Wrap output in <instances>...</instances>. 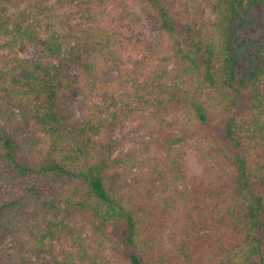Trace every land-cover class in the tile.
Wrapping results in <instances>:
<instances>
[{
  "label": "trees",
  "instance_id": "obj_1",
  "mask_svg": "<svg viewBox=\"0 0 264 264\" xmlns=\"http://www.w3.org/2000/svg\"><path fill=\"white\" fill-rule=\"evenodd\" d=\"M0 57V264H264V0H0Z\"/></svg>",
  "mask_w": 264,
  "mask_h": 264
},
{
  "label": "rangeland",
  "instance_id": "obj_2",
  "mask_svg": "<svg viewBox=\"0 0 264 264\" xmlns=\"http://www.w3.org/2000/svg\"><path fill=\"white\" fill-rule=\"evenodd\" d=\"M57 0H53V2H56ZM135 13V18L134 21L131 23L126 24L125 31L128 36H135L143 41H146L149 44L155 45L158 42V37H159V31H160V24H161V19L160 17L155 14L154 12L146 9L140 4H135L132 10ZM75 22L77 23H85L89 24L90 21L88 19H84L81 16H77L75 18ZM37 51L35 49H32L29 53L22 54V56L26 59L32 58ZM2 63V59L0 57V65ZM74 97L68 98L67 104L70 107V110L73 114V117L76 119H81L80 113L78 108L75 106L73 99ZM95 100L97 101H103L104 97L103 96H96ZM108 102H111L108 100ZM131 122L128 121L126 124L122 123L121 125L116 127V135L119 139H124L126 141L127 147L129 148L130 146L134 145V142L136 140H139V134L132 129ZM134 138V140H133ZM139 147H141V144H138ZM132 178V177H131ZM129 178V180L131 179ZM4 193L7 199H15L19 196H21L24 192V188L21 189H16L13 188L10 185L4 184ZM24 215L23 220L20 221L19 225L22 228H27L31 226L32 224L35 223L36 221V215L34 212L32 213H21ZM20 214V215H21ZM12 235V238L16 235L17 233H10ZM10 247L9 243L2 244L0 248L2 249L0 252V258L2 255L6 254V249ZM39 264H57L56 257L53 254L48 255L46 259H43L42 261L39 262Z\"/></svg>",
  "mask_w": 264,
  "mask_h": 264
}]
</instances>
